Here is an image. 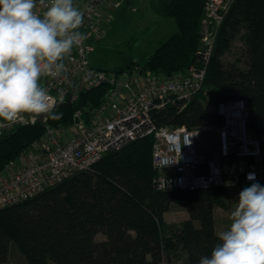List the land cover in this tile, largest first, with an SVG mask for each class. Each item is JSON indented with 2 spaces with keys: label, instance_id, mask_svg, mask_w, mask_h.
<instances>
[{
  "label": "trees",
  "instance_id": "16d2710c",
  "mask_svg": "<svg viewBox=\"0 0 264 264\" xmlns=\"http://www.w3.org/2000/svg\"><path fill=\"white\" fill-rule=\"evenodd\" d=\"M155 12L172 19L176 31L143 60L122 58L114 72L142 71L171 76L204 63L200 50L206 0H153ZM247 68L225 64L224 55L239 37ZM99 70H105L98 67ZM216 103L244 100L250 131L260 140L264 186V0H236L223 21L209 61L204 89L184 109L181 103L152 112L158 126L196 128L223 123L207 112L203 91ZM107 91L102 85L84 91L72 107L59 101V119L18 126L0 136V169L17 160L44 134L74 124L76 110L98 107ZM152 136L103 156L88 170L15 205L0 209V264L15 245L28 264H198L217 244L214 208L227 195L223 187L194 191H157L152 165ZM251 184L242 185L243 188ZM186 202L188 219L168 225L174 203ZM103 234L104 240L97 236Z\"/></svg>",
  "mask_w": 264,
  "mask_h": 264
},
{
  "label": "built area",
  "instance_id": "2783aa9c",
  "mask_svg": "<svg viewBox=\"0 0 264 264\" xmlns=\"http://www.w3.org/2000/svg\"><path fill=\"white\" fill-rule=\"evenodd\" d=\"M138 0H73L84 13L78 29L87 39L62 61L59 77H42L51 97L52 111L59 101L74 105L82 92L107 86L98 107L75 112L74 124L61 128L45 125L44 134L17 160L0 169V209L15 205L56 186L77 172L88 170L110 152L120 151L145 137L154 139L152 165L157 191H194L223 187L239 188L262 178L260 140L248 127L249 112L244 100L215 103L221 125L196 128L158 126L155 110L181 103V109L198 95L217 44L219 29L236 0H206L200 50L204 63L167 76L142 71L114 72L92 66L91 55L108 32L107 15ZM37 0L36 11L43 13ZM49 114H24L16 122L0 121V136L18 126L46 122ZM79 122L76 123L75 119ZM254 174V179H248Z\"/></svg>",
  "mask_w": 264,
  "mask_h": 264
},
{
  "label": "clouds",
  "instance_id": "9594fccd",
  "mask_svg": "<svg viewBox=\"0 0 264 264\" xmlns=\"http://www.w3.org/2000/svg\"><path fill=\"white\" fill-rule=\"evenodd\" d=\"M36 8L37 0H0V121L14 123L24 114L59 119L41 78L59 77L64 58L87 39L78 30L84 13L73 0H48L42 14ZM230 220L198 264H264V186L244 187Z\"/></svg>",
  "mask_w": 264,
  "mask_h": 264
},
{
  "label": "rangeland",
  "instance_id": "374dc122",
  "mask_svg": "<svg viewBox=\"0 0 264 264\" xmlns=\"http://www.w3.org/2000/svg\"><path fill=\"white\" fill-rule=\"evenodd\" d=\"M104 22L108 24L107 36L96 45V49L90 59L93 67H102L109 71H114L124 66L122 58H129L135 61L143 60L176 31V25L172 19L163 18L155 12L153 0H138L127 3L121 9L110 12ZM201 31L208 32V28L202 26ZM244 49V41L239 36L233 42L230 50L224 55V63L239 62L238 64L246 69L247 59L244 55ZM202 95L206 111L214 113L215 98L212 97L208 90L203 91ZM240 187L243 189V186ZM225 190L230 193H227L226 196L218 197V204L215 206V218L217 219L219 231L226 230L230 226V214L234 210L236 200L241 192L234 191L236 189L231 188ZM188 217L187 203H174L170 211L165 215V222L168 225L177 226L188 219ZM104 239L105 236L103 234L97 236L98 241ZM7 264L28 263L20 250L12 244L10 245Z\"/></svg>",
  "mask_w": 264,
  "mask_h": 264
},
{
  "label": "crops",
  "instance_id": "0c3cea01",
  "mask_svg": "<svg viewBox=\"0 0 264 264\" xmlns=\"http://www.w3.org/2000/svg\"><path fill=\"white\" fill-rule=\"evenodd\" d=\"M231 189H236L234 191H242V187L240 188H231ZM233 191V190H232ZM233 191V192H234ZM227 193L229 194L230 192L227 191ZM214 219H215V228H216V233L218 234L220 231H219V228H218V223H217V219L215 218V208H214Z\"/></svg>",
  "mask_w": 264,
  "mask_h": 264
},
{
  "label": "water",
  "instance_id": "95a60500",
  "mask_svg": "<svg viewBox=\"0 0 264 264\" xmlns=\"http://www.w3.org/2000/svg\"><path fill=\"white\" fill-rule=\"evenodd\" d=\"M67 105L70 106V107L73 106L70 100L67 101ZM75 122L78 123V122H79V119L76 118V119H75Z\"/></svg>",
  "mask_w": 264,
  "mask_h": 264
}]
</instances>
